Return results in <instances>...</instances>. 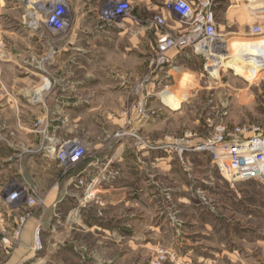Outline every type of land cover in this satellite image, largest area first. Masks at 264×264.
I'll use <instances>...</instances> for the list:
<instances>
[{
  "label": "rangeland",
  "instance_id": "rangeland-1",
  "mask_svg": "<svg viewBox=\"0 0 264 264\" xmlns=\"http://www.w3.org/2000/svg\"><path fill=\"white\" fill-rule=\"evenodd\" d=\"M53 1L36 0L27 13L24 0H0V264H264L259 185H231L207 152L188 147L219 126L264 132V67L250 79L225 65L233 43L264 39V0H217L219 39L202 53L183 51L175 66L155 60L157 12L133 3L139 25L119 22L128 35L116 40L126 57L100 52L90 71L115 79L65 89L93 96L90 107L65 113L55 111L64 35L40 10ZM136 26L148 30L135 49ZM73 143L86 158L65 165L59 153ZM21 185L42 203L10 204Z\"/></svg>",
  "mask_w": 264,
  "mask_h": 264
},
{
  "label": "built area",
  "instance_id": "built-area-1",
  "mask_svg": "<svg viewBox=\"0 0 264 264\" xmlns=\"http://www.w3.org/2000/svg\"><path fill=\"white\" fill-rule=\"evenodd\" d=\"M103 3L104 7L99 12L102 27L120 28L119 22H140L134 14V6L130 0H104ZM216 6L217 0L166 1L152 20V27L160 32L154 49L157 64L172 66L174 60L170 53L180 54L189 48L202 53L208 46L214 45L219 39ZM40 10L45 13L47 27L54 33L66 31L71 26L67 0H54L50 7L43 5ZM174 18L181 27L178 32L172 31L169 24L170 19ZM254 30L255 34L261 33L260 29ZM139 107L142 108V104ZM216 129L214 136L188 147L192 148L191 151L207 152L213 164L231 185L238 182H256L264 193V132L259 128L248 131L238 129L236 133H229L220 126ZM74 144L59 153L58 158L65 165H75L86 158L84 151ZM22 200L28 207L42 203L38 194L25 185H21L8 197L10 204Z\"/></svg>",
  "mask_w": 264,
  "mask_h": 264
},
{
  "label": "crops",
  "instance_id": "crops-1",
  "mask_svg": "<svg viewBox=\"0 0 264 264\" xmlns=\"http://www.w3.org/2000/svg\"><path fill=\"white\" fill-rule=\"evenodd\" d=\"M26 1V12H31L28 8V4H31L34 6V2L36 0H24ZM69 5V12L70 16L72 17V23L71 26L66 30L61 32L64 37L58 41L57 46V58H62V62L60 63L61 66V72L60 75H57L55 78L58 83L56 84L61 88V90H57L56 93H59L60 91L64 94L57 95V100H55L58 105L55 108L56 112H73L78 110L79 108H88L90 105H92L91 99L93 96L89 98H79L77 94H74V96H68V94H65V89H83L88 87L89 82H93L95 80L97 81H112L115 79V76H113L112 73H109V75L106 73V71H103L101 78L100 75H95L94 73H91L90 71L93 70L94 66L97 63L98 58H103V54L100 52L104 51H116L120 53L122 51L124 58L126 57V51L128 50V47L120 46V44L116 43L120 40H124L125 37L128 35L127 30L121 31L118 27L115 26H109V27H99L95 25L96 17L99 18V9L100 4L104 0H67ZM133 3L137 2H144L146 3V8L150 12H158L164 5V3L167 1L165 0L163 5L161 7H158L155 5V3L158 0H130ZM194 1V0H189ZM30 5V6H31ZM36 6V5H35ZM157 8V9H156ZM175 18L174 20L170 19V27L172 31L178 32L181 30L180 25H178ZM136 25H139V23H135ZM152 27V26H151ZM153 28V27H152ZM148 30L147 27L143 28L141 26L132 27L130 29V35L132 36L130 39L131 42H135L136 45H132L131 47L137 48L139 46V43L144 39V36L146 34V31ZM155 30V36L158 41L160 37V32L156 29ZM136 57H141V54H136ZM181 54L176 53H170V56L173 58L174 63L173 66H175V63L179 61V57ZM64 56V57H60ZM139 59V58H138ZM125 60V59H124ZM115 67H118L119 69L125 70L123 66L120 64H116ZM73 71H82L85 73V76H78L73 73L69 72ZM120 70H118L119 72ZM66 72V73H65ZM90 72V73H89ZM119 74H121L119 72ZM119 81L124 80L121 75H116ZM65 81L67 83H65ZM61 83V84H59ZM88 89V88H87ZM72 92V91H71ZM50 95V93H48ZM28 96H30L28 94ZM42 92H36L32 97H38L36 103L38 105L41 104V98H42ZM29 105H32L29 103ZM36 105V104H35ZM43 106L47 107V103L44 102ZM173 110V109H172ZM52 148H54L52 146ZM47 156L42 157L38 162H45V158ZM82 173V172H81ZM56 205V204H55Z\"/></svg>",
  "mask_w": 264,
  "mask_h": 264
},
{
  "label": "bare ground",
  "instance_id": "bare-ground-1",
  "mask_svg": "<svg viewBox=\"0 0 264 264\" xmlns=\"http://www.w3.org/2000/svg\"><path fill=\"white\" fill-rule=\"evenodd\" d=\"M231 47L237 53L234 54L230 52L229 57L233 58V61L229 62L228 64L226 63L225 65H227L229 68H232L238 75H241V76L246 75L245 73L248 71L247 73L250 79H253L255 76H257V74L259 73L258 65L262 64V67H264V39H260V40L252 41V42H245V41L235 42L231 45ZM246 57L252 58V59L247 61ZM239 61L240 62L244 61L246 66L249 65L248 66L249 68L246 69L245 68L246 66L243 67L239 65ZM223 64H224L223 58L217 60L214 64L215 66L214 72H217L218 68H220V66H223Z\"/></svg>",
  "mask_w": 264,
  "mask_h": 264
}]
</instances>
